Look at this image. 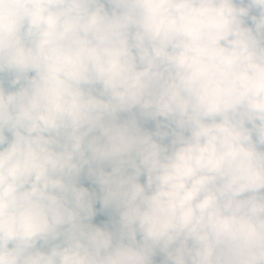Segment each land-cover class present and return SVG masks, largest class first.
Instances as JSON below:
<instances>
[{
    "label": "clouds",
    "instance_id": "9594fccd",
    "mask_svg": "<svg viewBox=\"0 0 264 264\" xmlns=\"http://www.w3.org/2000/svg\"><path fill=\"white\" fill-rule=\"evenodd\" d=\"M0 264H264V0H0Z\"/></svg>",
    "mask_w": 264,
    "mask_h": 264
},
{
    "label": "trees",
    "instance_id": "16d2710c",
    "mask_svg": "<svg viewBox=\"0 0 264 264\" xmlns=\"http://www.w3.org/2000/svg\"><path fill=\"white\" fill-rule=\"evenodd\" d=\"M86 186L94 187V186H90V185H87V184H86ZM96 207L99 208V204H97ZM102 217H103V218H106L104 221H107L108 218H109L108 215H100V214H98V215L94 218L93 222H94V223H97V224H101V222H102Z\"/></svg>",
    "mask_w": 264,
    "mask_h": 264
},
{
    "label": "rangeland",
    "instance_id": "374dc122",
    "mask_svg": "<svg viewBox=\"0 0 264 264\" xmlns=\"http://www.w3.org/2000/svg\"><path fill=\"white\" fill-rule=\"evenodd\" d=\"M106 218L102 217V221H104ZM94 223V222H93ZM159 259H161V257H157V261H159Z\"/></svg>",
    "mask_w": 264,
    "mask_h": 264
}]
</instances>
